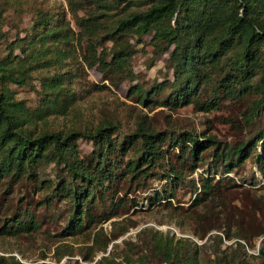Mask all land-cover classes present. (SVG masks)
<instances>
[{
	"label": "trees",
	"instance_id": "obj_1",
	"mask_svg": "<svg viewBox=\"0 0 264 264\" xmlns=\"http://www.w3.org/2000/svg\"><path fill=\"white\" fill-rule=\"evenodd\" d=\"M69 6L78 31L66 11L42 9L23 34L17 32L10 40L1 29L5 13L18 4L0 0L4 46L0 49V237L30 236L61 223L57 238H90L102 221L144 207L143 203L154 207L162 197L173 200L186 182V172L196 176L187 182L195 208L208 204L221 190L255 186L256 177L239 179L237 170L252 160L264 172V130L257 126L264 112V0H79V5L69 1ZM77 9H86L85 14L78 17ZM146 35L151 36L154 55H166L164 68L172 76L150 88L139 83L129 86L128 97L143 107L176 111L193 105L210 113L221 111L226 102L256 96L245 120L255 123L257 130L228 145L214 137L198 139L193 132L161 130L144 115L137 117L128 134L121 132L112 115L71 127L53 123L75 117L79 108L74 87L87 81L85 68L96 67L101 82L115 88L131 80L134 43L141 44ZM108 42L109 47L103 46ZM83 44L81 65L77 47L82 51ZM25 87L38 94L35 106L17 98V89ZM89 87L91 93L107 89L102 83ZM78 141L90 144L87 155ZM258 145L261 152L254 153ZM204 153L211 160L198 171ZM49 166L53 178L45 174ZM152 181H164V190H156ZM150 190L145 198L130 197ZM258 202L264 200H252V209L264 212V203ZM260 222L257 235L262 236L259 255L264 264V215ZM212 230H220L212 239L232 237L229 227L225 231L214 225L203 229L201 239ZM102 231L94 232L85 262L199 264L196 244L154 230H143L146 242L120 261L110 254L94 261V252L106 251L113 241L99 244ZM235 238L244 247L246 237ZM0 264L22 263L0 255Z\"/></svg>",
	"mask_w": 264,
	"mask_h": 264
},
{
	"label": "rangeland",
	"instance_id": "obj_2",
	"mask_svg": "<svg viewBox=\"0 0 264 264\" xmlns=\"http://www.w3.org/2000/svg\"><path fill=\"white\" fill-rule=\"evenodd\" d=\"M18 7H11L5 13V23L2 32L8 34L10 40L17 32L23 34V30L28 27L30 20L38 10L50 9L66 11L68 18L75 31H78L74 24V15L71 13L69 1L79 5V0H15ZM86 9H77L76 15L83 16ZM23 36V35H22ZM135 39H131L134 43ZM111 44L104 43L103 46ZM137 54L132 57L130 67L133 71L131 80H125L117 88L110 86L108 81L101 82V74L96 70L86 69V82L82 81L83 86L76 84L74 91L77 93L75 117L68 116L54 120L53 123L63 124L64 127H71L80 121L103 118L105 115H112L121 124V132L128 134L132 131L137 117L144 115L148 122L161 130L173 129L180 131L193 132L196 138L204 139L214 137L216 140L234 145L239 140H245L257 130V126L264 130V112L257 118L256 124H249L245 116H249L251 103L256 96H248L245 100L226 102L221 111L204 113L198 111L193 105L183 106L176 111H171L166 107H143L134 101V97H128L129 86L136 83L142 84L144 88H150L154 84L161 82L165 78L170 80L172 72L164 68L166 55L160 57L154 55L155 47L151 42V36L143 37V42L135 44ZM4 46L0 45V49ZM85 44L82 45V51L77 47L78 59L82 62ZM153 59V61H152ZM152 61V62H151ZM38 75V74H37ZM84 82V83H83ZM93 83H102L107 87L105 91L91 93L89 85ZM34 86H38L36 81ZM36 90H39L36 87ZM17 98L25 100L28 105L35 106L39 100L37 93L32 92L28 87L17 89ZM251 107V108H250ZM253 111V110H252ZM259 122V123H258ZM78 146L83 154L87 155L91 146L87 142L78 141ZM261 152L260 145L255 152ZM209 154L204 153V161L199 165L201 171L207 167L210 162ZM238 178H245L247 181L256 177L255 186L243 185L237 189L229 191L221 190L216 198L209 201L208 204L200 207H193L191 188L187 184L195 175L185 173L186 182L174 192L175 198L169 199L162 197L160 203L154 207L139 206L133 208L128 214H122L110 220L102 221L96 228H101L102 236L98 240L102 244L103 240L113 239L108 245L106 251H95L94 261L101 257L113 255L120 261L126 255L139 250L146 242L147 236L143 230H154L164 234L169 233L177 238H187L198 247L196 258L199 264H262V258L259 255V249L262 246V236L257 235L261 230V215L264 212L252 209L251 201L255 199L264 200V172L256 168L254 162L249 160L245 165L237 170ZM45 174L53 178L54 171L52 166L45 169ZM234 174L232 173L231 176ZM152 186L158 190H164L161 183L151 182ZM162 187V188H161ZM17 193H19L17 191ZM152 193L136 192L130 197L145 198ZM163 194H166L163 193ZM138 199L140 203L142 201ZM264 203V202H258ZM256 204V202H254ZM1 218V215H0ZM240 220L243 225H239ZM222 225V230L227 231L230 228L231 239H212L217 231H210L205 238L201 239L203 229ZM61 228V223L48 225L41 228L40 232L30 236L22 235L17 238L0 237V255L14 256L22 264H66L78 261L79 264H92L85 262L83 255L89 252L88 248L92 246V237L85 235L77 238L56 237ZM48 232V233H46ZM177 234L181 236H177ZM218 234V233H217ZM246 237L242 242L244 247L237 245L235 236ZM210 236V237H208ZM149 237V234H148ZM264 237V236H263ZM193 239L198 241L196 243ZM242 245V246H243ZM59 258V260H57ZM134 258H137L135 255ZM136 264V263H134Z\"/></svg>",
	"mask_w": 264,
	"mask_h": 264
},
{
	"label": "built area",
	"instance_id": "obj_3",
	"mask_svg": "<svg viewBox=\"0 0 264 264\" xmlns=\"http://www.w3.org/2000/svg\"><path fill=\"white\" fill-rule=\"evenodd\" d=\"M177 236H181V235H179V234H177ZM196 243H198V241H196L195 239H193Z\"/></svg>",
	"mask_w": 264,
	"mask_h": 264
}]
</instances>
